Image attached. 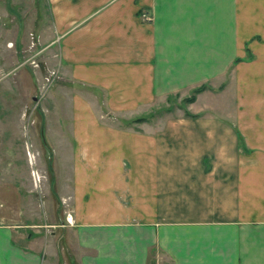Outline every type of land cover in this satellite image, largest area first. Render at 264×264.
Instances as JSON below:
<instances>
[{
  "label": "crops",
  "instance_id": "crops-1",
  "mask_svg": "<svg viewBox=\"0 0 264 264\" xmlns=\"http://www.w3.org/2000/svg\"><path fill=\"white\" fill-rule=\"evenodd\" d=\"M47 1L51 24L40 37L50 36L47 49L56 52V94L74 90L71 119L93 123L88 133L75 123L76 136L101 148H87L85 175L66 184L70 224L64 217L23 233L0 223V264H264V163L242 169L225 159L238 148H213L207 169L203 155L175 181L162 170L171 163L151 161L156 148L119 157L125 132L108 123L147 119L173 91L222 82L226 90L215 95L244 105V135L264 155V0ZM144 11L151 23L142 21ZM20 38L3 48L13 54L10 71L20 61ZM240 40L251 42L241 54ZM131 132L139 143L141 133Z\"/></svg>",
  "mask_w": 264,
  "mask_h": 264
},
{
  "label": "rangeland",
  "instance_id": "rangeland-1",
  "mask_svg": "<svg viewBox=\"0 0 264 264\" xmlns=\"http://www.w3.org/2000/svg\"><path fill=\"white\" fill-rule=\"evenodd\" d=\"M143 14L151 20L143 18ZM143 14L142 21L151 23L152 16L146 11ZM50 24L47 0H0V223L17 226L19 231L27 233L61 223L69 210L70 203L65 204L63 200L70 193L66 186L69 178L85 175L87 148H101L98 142L90 144L86 136H76V121L71 119L74 108L68 98L70 92L75 94L74 90L59 89L56 94L61 81L57 77L56 52L47 49L50 36L44 40L40 37L41 29ZM21 34L25 40L17 41L22 50L20 61L10 71L13 54L3 48H15L12 41ZM247 43L251 42L240 40L239 54L243 50L247 52ZM239 62L241 59L237 58L236 63ZM225 90V83L207 81L158 99L144 121L109 118L110 128L125 132L123 144L119 142V157L131 158L132 148L137 146L156 148L155 156L150 155L151 161L155 157L171 163L162 170L170 172L175 181L185 174L182 171H195L203 155V168L207 169L213 160V148H238L233 156L225 159L236 162L242 169L251 161L264 163L261 144L253 143L244 135L247 127L244 105L234 104L228 93L221 98L215 95ZM52 94L59 105L53 104ZM192 97L193 102L186 101ZM101 109L106 112L105 106L101 105ZM93 112L100 114V106L94 105ZM76 124L81 125L80 133H88L85 126L93 123L87 120ZM101 125L106 124L101 122ZM132 129L141 133L139 143L136 140L134 144ZM218 136L219 147L216 146ZM113 139L117 138L110 137ZM246 148L247 153L243 151ZM100 154H93L95 160H99ZM179 162H188L189 166L182 168ZM158 178L160 182L159 174ZM65 220L70 224L69 215ZM55 263L52 259L51 264Z\"/></svg>",
  "mask_w": 264,
  "mask_h": 264
},
{
  "label": "trees",
  "instance_id": "trees-1",
  "mask_svg": "<svg viewBox=\"0 0 264 264\" xmlns=\"http://www.w3.org/2000/svg\"><path fill=\"white\" fill-rule=\"evenodd\" d=\"M199 91H201V89H199ZM198 92V91H197ZM187 102H193L194 101V99H193V97L192 98H189V99H187L186 100ZM145 119H143V118H140V119H137L136 120V122H139V121H144Z\"/></svg>",
  "mask_w": 264,
  "mask_h": 264
},
{
  "label": "built area",
  "instance_id": "built-area-1",
  "mask_svg": "<svg viewBox=\"0 0 264 264\" xmlns=\"http://www.w3.org/2000/svg\"><path fill=\"white\" fill-rule=\"evenodd\" d=\"M143 18H145L146 20H148V21H150L151 19L150 18H148L147 16H146V14H143V16H142ZM32 177H34L35 178V174L33 173L32 174ZM70 218V217H69Z\"/></svg>",
  "mask_w": 264,
  "mask_h": 264
}]
</instances>
